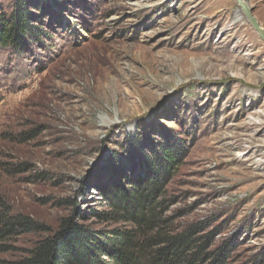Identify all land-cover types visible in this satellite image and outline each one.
Listing matches in <instances>:
<instances>
[{
	"label": "rangeland",
	"instance_id": "1",
	"mask_svg": "<svg viewBox=\"0 0 264 264\" xmlns=\"http://www.w3.org/2000/svg\"><path fill=\"white\" fill-rule=\"evenodd\" d=\"M244 1L264 29V0ZM19 9L33 25L22 54L0 49L5 211L50 232L64 218L134 230L152 250L190 234L222 249L217 264H264V41L238 3L0 0L1 15ZM167 146L180 159L150 222L94 214L109 210L104 194L145 182ZM50 232L0 241V258Z\"/></svg>",
	"mask_w": 264,
	"mask_h": 264
},
{
	"label": "trees",
	"instance_id": "2",
	"mask_svg": "<svg viewBox=\"0 0 264 264\" xmlns=\"http://www.w3.org/2000/svg\"><path fill=\"white\" fill-rule=\"evenodd\" d=\"M32 27L24 18L23 9L16 10L9 17L0 14V49L22 54V35H27ZM44 33L41 30L39 34ZM179 159L171 147L163 148L152 159L153 172L145 182H133L128 193L115 189L104 194L109 210H95L94 214L102 220L106 218V221L133 219L138 223L150 222L145 212L155 209L153 205L165 182L162 174H171ZM0 208V241L29 232H50L45 223L31 216L11 214L9 210L5 211L4 205ZM135 232L121 228L109 231L89 229L71 218H64L55 231L36 242L28 256L18 260L0 258V264H204L213 255L217 256L209 264H217L225 254L221 248L207 252L208 241L200 244L190 234L168 237L166 246L152 250L151 245L136 240Z\"/></svg>",
	"mask_w": 264,
	"mask_h": 264
},
{
	"label": "water",
	"instance_id": "3",
	"mask_svg": "<svg viewBox=\"0 0 264 264\" xmlns=\"http://www.w3.org/2000/svg\"><path fill=\"white\" fill-rule=\"evenodd\" d=\"M235 1L238 3L239 7L242 9V11L244 12L245 16L247 17V19L249 20V22L251 23L255 31H257L259 36L264 41V29L260 26L257 19L254 17L252 8L249 7L248 4L244 0H235Z\"/></svg>",
	"mask_w": 264,
	"mask_h": 264
},
{
	"label": "bare ground",
	"instance_id": "4",
	"mask_svg": "<svg viewBox=\"0 0 264 264\" xmlns=\"http://www.w3.org/2000/svg\"><path fill=\"white\" fill-rule=\"evenodd\" d=\"M103 120H104V122H106V123L109 122V121H107L105 118H103ZM111 121H112V120H111Z\"/></svg>",
	"mask_w": 264,
	"mask_h": 264
}]
</instances>
